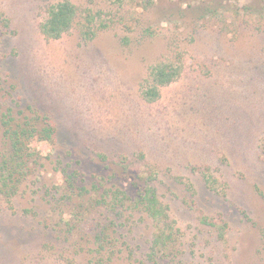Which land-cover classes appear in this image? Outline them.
Returning a JSON list of instances; mask_svg holds the SVG:
<instances>
[{"label": "rangeland", "instance_id": "rangeland-1", "mask_svg": "<svg viewBox=\"0 0 264 264\" xmlns=\"http://www.w3.org/2000/svg\"><path fill=\"white\" fill-rule=\"evenodd\" d=\"M59 1L0 0V110L57 128L20 192L0 194V264H154L156 221L134 205L147 186L178 229L179 256L159 264H264V10L246 8L263 3L210 0L206 15L208 0H69L76 20L51 39L40 24ZM162 61L181 75L148 102ZM116 190L128 198L113 210Z\"/></svg>", "mask_w": 264, "mask_h": 264}, {"label": "trees", "instance_id": "trees-1", "mask_svg": "<svg viewBox=\"0 0 264 264\" xmlns=\"http://www.w3.org/2000/svg\"><path fill=\"white\" fill-rule=\"evenodd\" d=\"M142 1L143 5L146 3L145 5L149 6L153 5L155 0ZM259 2L260 5L263 3L260 7L248 5L246 8L264 10V0ZM212 7L210 0L198 4V8L206 15L213 11ZM77 15V7L69 0L50 4L46 9V16L40 24L41 32L48 38L59 39L72 28ZM86 19L89 23H92L94 16L88 13ZM100 27H108V24L101 22ZM85 34L88 37L94 35L89 31H86ZM180 75L181 67L174 62L162 61L152 65L150 76L145 81L142 90L144 99L148 102L158 100L161 96L162 87L173 83ZM29 109L31 110V108ZM0 130L7 143V153L0 162V194L11 200L13 196L20 192L22 183L31 175L29 168L26 166L27 157L34 154L31 152L32 150L37 151L36 148L41 149L42 145L52 143L56 139L57 128L47 114H41L34 110L33 113L29 112V114L26 110L16 112L13 107H8L0 110ZM76 171L75 169L67 174L66 178L69 183L70 178L77 174ZM112 195V207L110 208L113 210L128 198L123 190H116L112 192ZM108 197L102 193L101 199L97 201L108 204L111 201L107 200ZM134 205L143 209L156 221V230L151 237L147 261L159 264L170 254H173L174 257L179 256L178 251L169 250L175 243L178 229L175 228L173 222L169 221L168 207L160 201L156 188L147 186L142 189L134 201ZM203 221L206 222L205 218ZM210 224L214 225L215 223L211 222ZM223 226L225 231L226 224H223ZM106 235L104 230H100L96 234L95 244L98 245L96 252L99 255H102L101 253L105 250L103 240H105ZM220 237L224 238L223 229L220 232ZM171 260H166L168 262L165 264H172ZM99 261H105L103 255L99 256ZM179 263L181 261L177 264Z\"/></svg>", "mask_w": 264, "mask_h": 264}]
</instances>
